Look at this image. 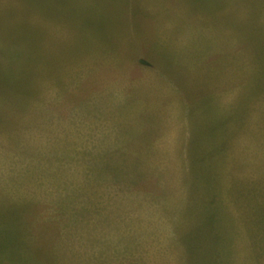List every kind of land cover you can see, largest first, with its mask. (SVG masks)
<instances>
[{
	"label": "rangeland",
	"instance_id": "1",
	"mask_svg": "<svg viewBox=\"0 0 264 264\" xmlns=\"http://www.w3.org/2000/svg\"><path fill=\"white\" fill-rule=\"evenodd\" d=\"M0 264H264V0H0Z\"/></svg>",
	"mask_w": 264,
	"mask_h": 264
},
{
	"label": "trees",
	"instance_id": "2",
	"mask_svg": "<svg viewBox=\"0 0 264 264\" xmlns=\"http://www.w3.org/2000/svg\"><path fill=\"white\" fill-rule=\"evenodd\" d=\"M217 210H219V208Z\"/></svg>",
	"mask_w": 264,
	"mask_h": 264
}]
</instances>
